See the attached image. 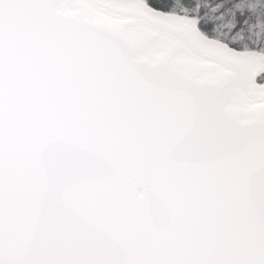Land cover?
I'll list each match as a JSON object with an SVG mask.
<instances>
[{
    "label": "snow or ice",
    "instance_id": "obj_1",
    "mask_svg": "<svg viewBox=\"0 0 264 264\" xmlns=\"http://www.w3.org/2000/svg\"><path fill=\"white\" fill-rule=\"evenodd\" d=\"M0 264H264V0H0Z\"/></svg>",
    "mask_w": 264,
    "mask_h": 264
}]
</instances>
